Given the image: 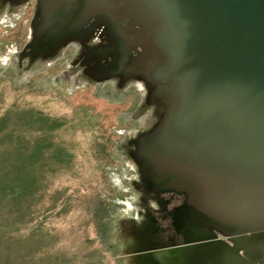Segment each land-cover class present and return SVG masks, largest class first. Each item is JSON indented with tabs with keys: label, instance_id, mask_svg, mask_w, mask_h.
Wrapping results in <instances>:
<instances>
[{
	"label": "water",
	"instance_id": "obj_1",
	"mask_svg": "<svg viewBox=\"0 0 264 264\" xmlns=\"http://www.w3.org/2000/svg\"><path fill=\"white\" fill-rule=\"evenodd\" d=\"M34 19L22 58L79 42L96 82L137 77L166 106L134 159L185 196L184 243L140 242L139 263L264 264V0H37Z\"/></svg>",
	"mask_w": 264,
	"mask_h": 264
},
{
	"label": "rangeland",
	"instance_id": "obj_2",
	"mask_svg": "<svg viewBox=\"0 0 264 264\" xmlns=\"http://www.w3.org/2000/svg\"><path fill=\"white\" fill-rule=\"evenodd\" d=\"M36 7L0 0V155L10 161L0 264H140L150 249L139 244L154 243L162 222L159 201L175 212L185 197L148 186L134 159L135 140L166 106L137 77L89 81L74 65L86 50L78 42L53 61L22 63Z\"/></svg>",
	"mask_w": 264,
	"mask_h": 264
},
{
	"label": "flooded vegetation",
	"instance_id": "obj_3",
	"mask_svg": "<svg viewBox=\"0 0 264 264\" xmlns=\"http://www.w3.org/2000/svg\"><path fill=\"white\" fill-rule=\"evenodd\" d=\"M28 1H30V0H28ZM28 1H26V2H28ZM34 20H33V22H34ZM33 22H32V26H33ZM31 28H33V27H31ZM102 28H103V26H102ZM103 33H104V31H102L101 34H99L96 31L95 36H96V38L99 37V39L101 41H104V46H107L108 45V42H106ZM31 38H30L29 42L27 43V45L25 46V49L29 45V43L31 42V40H32ZM75 44H77V43H75ZM75 44H71L70 43L68 45H65V47L61 48L58 52H56V53L53 54V56L55 55L54 57H52V55H51L50 56V58H51L50 60L51 61L55 60L56 59L55 58L56 56H60L63 51H65L70 46L75 45ZM81 46H82V44L79 45V47H81ZM86 50H84L85 52H83L81 55L79 54L80 56H79V58L77 60H75L74 65L80 64L79 66L81 67V72H83L82 75L83 76L85 75L84 77L88 78L89 81L93 82L96 79H95L94 76H91V74L88 72V70H89V68H93L94 65H90L89 66L87 64L88 62L86 60V55L89 54L90 50H87L88 52H86ZM25 58H26L25 56H23V58H22L21 57V54H20V59H21L22 63L24 62V59ZM21 61L19 60V63H18L19 68H22ZM106 81L107 80H104L102 82H106ZM98 83H101V82H98ZM131 155H132V153H131ZM185 201H186V198L184 197L183 200H182V203H181L180 207L178 209H177V207L174 208V209H177L175 212L174 211L171 212V211L167 210L166 204L168 202H166L165 200H160L159 201V204L162 207V210H161L162 215L160 216L162 222L159 224L158 231H157V233L155 235V241H154V243L150 242L149 239L143 237V240L146 241V245L147 244H152V245H156V247H159L160 248V247L170 246L172 244L180 245V244H183L184 243V236L181 233V229L179 227H177L176 223H178V224L180 223L181 214H180L179 211L184 206ZM136 239L138 240V238H136ZM139 239L141 241L142 240V237L139 238ZM141 242H143V241H141Z\"/></svg>",
	"mask_w": 264,
	"mask_h": 264
},
{
	"label": "trees",
	"instance_id": "obj_4",
	"mask_svg": "<svg viewBox=\"0 0 264 264\" xmlns=\"http://www.w3.org/2000/svg\"><path fill=\"white\" fill-rule=\"evenodd\" d=\"M17 67L19 68V65H17ZM105 82H103V84H104ZM103 84H99V85H103ZM10 161L9 160H7V157H0V180H1V178H3L4 176H6L7 174H5V171H6V169H7V167H8V163H9Z\"/></svg>",
	"mask_w": 264,
	"mask_h": 264
},
{
	"label": "crops",
	"instance_id": "obj_5",
	"mask_svg": "<svg viewBox=\"0 0 264 264\" xmlns=\"http://www.w3.org/2000/svg\"><path fill=\"white\" fill-rule=\"evenodd\" d=\"M2 132H3V130H2ZM4 153H5V151H4ZM0 157H6L4 154H2V155H0Z\"/></svg>",
	"mask_w": 264,
	"mask_h": 264
}]
</instances>
